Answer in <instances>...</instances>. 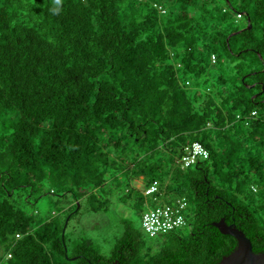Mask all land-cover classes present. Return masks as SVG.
Returning <instances> with one entry per match:
<instances>
[{
	"label": "trees",
	"instance_id": "obj_1",
	"mask_svg": "<svg viewBox=\"0 0 264 264\" xmlns=\"http://www.w3.org/2000/svg\"><path fill=\"white\" fill-rule=\"evenodd\" d=\"M193 141L209 155L182 167ZM50 192L79 206L36 221ZM113 197L184 199L186 229L68 236L81 198ZM221 218L264 252V0H0V264H216Z\"/></svg>",
	"mask_w": 264,
	"mask_h": 264
},
{
	"label": "rangeland",
	"instance_id": "obj_2",
	"mask_svg": "<svg viewBox=\"0 0 264 264\" xmlns=\"http://www.w3.org/2000/svg\"><path fill=\"white\" fill-rule=\"evenodd\" d=\"M237 20L239 25H243L244 19ZM134 184L140 187L142 179L136 180ZM32 200L34 201V198ZM80 201L81 204L78 211L72 213L70 219L69 216L65 219V221L69 219L65 229L71 238H77L81 233H84L103 252H108L116 237L122 231L120 223L122 218L131 219L134 225L143 232L141 228V216L136 213L137 209L134 206H125L122 203H118L113 197L112 203L106 212H94L90 210L84 199L81 198ZM74 204H76V207L79 206V203L74 201L72 195L63 197L50 192L36 199L28 207V211L35 217L36 221H41L58 215L65 217L68 211L72 210ZM182 229L184 230L186 227ZM143 237L146 241L152 240L144 232Z\"/></svg>",
	"mask_w": 264,
	"mask_h": 264
},
{
	"label": "built area",
	"instance_id": "obj_3",
	"mask_svg": "<svg viewBox=\"0 0 264 264\" xmlns=\"http://www.w3.org/2000/svg\"><path fill=\"white\" fill-rule=\"evenodd\" d=\"M236 18H241L237 14ZM209 153L204 145L198 141H193L183 147L180 155L182 167H188L196 163L199 159H206ZM158 182L153 180L144 188V194L150 195L157 191ZM186 201L181 199L174 206L169 204L148 206L141 214V227L145 233L154 237L166 233L172 229L181 228L186 225L184 208Z\"/></svg>",
	"mask_w": 264,
	"mask_h": 264
},
{
	"label": "water",
	"instance_id": "obj_4",
	"mask_svg": "<svg viewBox=\"0 0 264 264\" xmlns=\"http://www.w3.org/2000/svg\"><path fill=\"white\" fill-rule=\"evenodd\" d=\"M214 225L222 234L231 235L237 241L236 248L223 256L216 264H264V252H254L251 240L241 229L234 224H228L224 218L214 222Z\"/></svg>",
	"mask_w": 264,
	"mask_h": 264
}]
</instances>
